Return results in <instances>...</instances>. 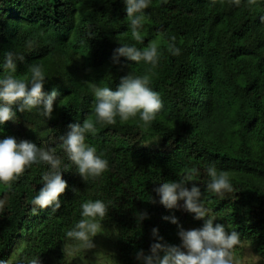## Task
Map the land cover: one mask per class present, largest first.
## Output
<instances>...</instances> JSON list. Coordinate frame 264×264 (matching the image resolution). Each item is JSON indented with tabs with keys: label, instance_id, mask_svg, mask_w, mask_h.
Returning <instances> with one entry per match:
<instances>
[{
	"label": "trees",
	"instance_id": "16d2710c",
	"mask_svg": "<svg viewBox=\"0 0 264 264\" xmlns=\"http://www.w3.org/2000/svg\"><path fill=\"white\" fill-rule=\"evenodd\" d=\"M144 14L137 42L124 0H0V79L30 82V67L41 65L45 96L58 92L50 117L36 109L17 111L15 121L0 124V140L14 137L53 150L67 183L60 208L37 207V214L31 201L49 165L27 167L11 189L0 185V260L6 264H30L37 257L38 264H78L93 252L113 264H141L137 252L148 255L152 243L179 246L177 225L164 217H176L184 230L201 228L204 220L181 207L166 209L154 189L179 181L191 168L198 174L185 186L200 188L207 217L238 232L264 257V0H240L238 6L231 0H151ZM154 42V66L113 59L120 45L142 51ZM169 43L179 55L168 51ZM9 52L24 58L15 71L4 67ZM126 75L149 76L148 87L162 101L155 120L148 127L139 115L96 123L91 85L115 90ZM88 119L95 132L86 133L85 143L108 168L83 180L60 137ZM151 139L156 147L145 144ZM210 164L228 174L232 192L208 190ZM95 200L108 206V214L92 238L94 247L84 249L66 233L82 218L81 204ZM154 228L162 241L153 237Z\"/></svg>",
	"mask_w": 264,
	"mask_h": 264
},
{
	"label": "clouds",
	"instance_id": "9594fccd",
	"mask_svg": "<svg viewBox=\"0 0 264 264\" xmlns=\"http://www.w3.org/2000/svg\"><path fill=\"white\" fill-rule=\"evenodd\" d=\"M150 2L151 0H124L125 11L130 20L131 37L137 42L142 40L139 29L146 20L144 10L149 7ZM215 2L216 0H212L213 4ZM255 2L256 0H248L250 5ZM231 3L238 6L240 0H231ZM261 19L264 20V17ZM171 40L174 41L175 37ZM158 43L154 42L142 51L135 46L120 45L115 49L113 59L115 61L123 56L133 62L143 60L154 66L158 60ZM167 48L172 55L180 54V49L174 43H169ZM23 59L22 56L14 57L13 53L9 52L5 55L4 67L15 71L17 60L22 62ZM30 72V82L15 79L12 75L0 79V124L15 121L17 111L24 113L36 109L43 116L50 117L58 92L53 90L45 96L43 91L45 74L41 65H32ZM149 82L147 75L142 77L126 75L120 79L115 90L91 85L95 98V122L111 125L116 123L117 117L121 122H126L139 115L142 126H150L162 108V101L159 94L148 87ZM69 128L67 136L60 137L68 160L77 167L78 174L83 180L101 176L107 170L108 162L96 154L95 147L85 143L86 133L95 132V123L88 119L82 124H71ZM41 162L49 165L51 171L43 176V186L31 201L33 214H37V207L40 210L49 206H53V209L60 208L59 197L67 187L59 171L61 160L54 155L53 150L37 147L26 140L17 142L14 137L0 140V185L11 189L12 182L20 177L27 167ZM207 172L211 178L207 185L208 190L219 196L232 192L227 173L218 172L213 164L208 166ZM197 174L195 168L185 169L182 179L163 182L154 191L159 196V203L166 209L181 207L186 212L194 214V219L204 220L203 226L184 230L176 217H164L165 220L177 225V235L181 244L174 246L161 242L152 243L148 255H145L143 250L137 252L136 258L141 264H239L234 257V249L241 243L239 233L235 230L228 232L225 226L219 223L214 225L215 218L207 217V209L201 203L200 188L196 184L190 189L185 186L187 182H192ZM179 201H183V204H178ZM3 207L4 201H0V209ZM81 210L82 218L67 231L66 238L79 242L78 246L81 248L91 249L94 247L92 238L97 235L101 222L108 214V206L101 200L86 201L81 204ZM146 218V212L137 216L138 221ZM157 232L155 228L152 230L153 237L157 241H162L163 238L159 237ZM0 264L6 262L0 260ZM30 264H38V257L32 259Z\"/></svg>",
	"mask_w": 264,
	"mask_h": 264
},
{
	"label": "rangeland",
	"instance_id": "374dc122",
	"mask_svg": "<svg viewBox=\"0 0 264 264\" xmlns=\"http://www.w3.org/2000/svg\"><path fill=\"white\" fill-rule=\"evenodd\" d=\"M149 142V143H148ZM146 145L156 147L157 140L151 139L146 141ZM234 257L239 264H264V257L257 254L251 244L247 242H241L234 249ZM78 264H113L110 259L103 255H95V253H89L87 260H83Z\"/></svg>",
	"mask_w": 264,
	"mask_h": 264
}]
</instances>
